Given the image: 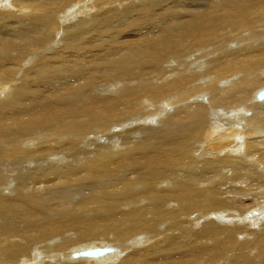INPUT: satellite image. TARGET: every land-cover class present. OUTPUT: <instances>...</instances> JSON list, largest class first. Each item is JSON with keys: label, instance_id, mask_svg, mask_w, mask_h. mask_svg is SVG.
<instances>
[{"label": "bare ground", "instance_id": "obj_1", "mask_svg": "<svg viewBox=\"0 0 264 264\" xmlns=\"http://www.w3.org/2000/svg\"><path fill=\"white\" fill-rule=\"evenodd\" d=\"M0 264H264V0H0Z\"/></svg>", "mask_w": 264, "mask_h": 264}, {"label": "rangeland", "instance_id": "obj_2", "mask_svg": "<svg viewBox=\"0 0 264 264\" xmlns=\"http://www.w3.org/2000/svg\"><path fill=\"white\" fill-rule=\"evenodd\" d=\"M260 93V92H259ZM259 93L257 94V96L259 95Z\"/></svg>", "mask_w": 264, "mask_h": 264}]
</instances>
